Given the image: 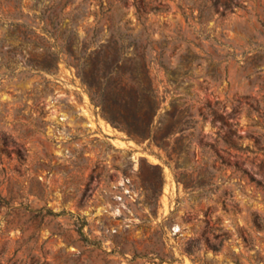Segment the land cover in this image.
I'll use <instances>...</instances> for the list:
<instances>
[{"label":"rangeland","instance_id":"obj_1","mask_svg":"<svg viewBox=\"0 0 264 264\" xmlns=\"http://www.w3.org/2000/svg\"><path fill=\"white\" fill-rule=\"evenodd\" d=\"M88 44L145 50L186 132L104 118ZM0 264H264V0H0Z\"/></svg>","mask_w":264,"mask_h":264},{"label":"trees","instance_id":"obj_2","mask_svg":"<svg viewBox=\"0 0 264 264\" xmlns=\"http://www.w3.org/2000/svg\"><path fill=\"white\" fill-rule=\"evenodd\" d=\"M71 55L68 63L76 67L99 112L130 137L165 146L172 134L186 132L180 104L171 101L158 117L166 95L154 83L145 50L125 56L122 45L92 49L88 44L82 53L73 49Z\"/></svg>","mask_w":264,"mask_h":264}]
</instances>
